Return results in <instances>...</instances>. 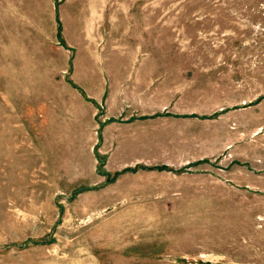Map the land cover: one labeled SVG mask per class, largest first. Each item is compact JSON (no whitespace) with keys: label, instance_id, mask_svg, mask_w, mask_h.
Returning a JSON list of instances; mask_svg holds the SVG:
<instances>
[{"label":"rangeland","instance_id":"1","mask_svg":"<svg viewBox=\"0 0 264 264\" xmlns=\"http://www.w3.org/2000/svg\"><path fill=\"white\" fill-rule=\"evenodd\" d=\"M0 264H264V0H0Z\"/></svg>","mask_w":264,"mask_h":264}]
</instances>
